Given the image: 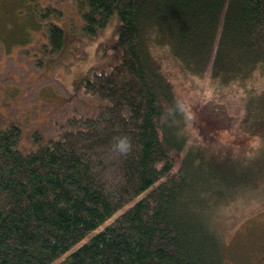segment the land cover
<instances>
[{
	"label": "trees",
	"instance_id": "trees-1",
	"mask_svg": "<svg viewBox=\"0 0 264 264\" xmlns=\"http://www.w3.org/2000/svg\"><path fill=\"white\" fill-rule=\"evenodd\" d=\"M8 1L22 20L0 14V264H227L221 216L264 204V0ZM93 41L104 61L70 93L55 71ZM171 58L218 85L207 110L241 149L199 125L191 139Z\"/></svg>",
	"mask_w": 264,
	"mask_h": 264
},
{
	"label": "rangeland",
	"instance_id": "rangeland-1",
	"mask_svg": "<svg viewBox=\"0 0 264 264\" xmlns=\"http://www.w3.org/2000/svg\"><path fill=\"white\" fill-rule=\"evenodd\" d=\"M5 1H0V14L4 13V7H9L10 9V6L6 5L8 3L10 4V1L7 0L6 4ZM1 16H3L2 20L0 19L1 21L5 19L13 25L21 19L20 16L14 15L12 11L7 15L2 14ZM0 25L2 26L1 22ZM112 29L110 26L107 27L104 35L109 37ZM39 34H41L39 31H33L30 38H37ZM15 43L10 45V50L13 54L16 52L18 45V42ZM96 45L94 41L86 45L85 51L87 52V57L81 61L71 60L68 53L62 56L61 60L65 63H72L71 69H58L55 71V75L63 81L70 93L75 91L77 83L84 77L89 68L103 63L104 60L96 56ZM165 67H169L175 75V81L181 83V90L179 92H181L182 101L185 102L187 108L191 139L193 141L200 139L201 136L198 134L196 127L199 125L201 130L202 128L205 130V134H210L216 138L221 136L225 141H230L228 144L234 141L238 144V149H241L243 147L242 144L238 141L236 142L235 138L229 132H224L227 129L228 122L221 120L219 123L220 120H217V116L207 110L208 103L213 100H219L220 90L218 85L207 77L192 78L184 72L182 73L176 61L172 58L165 63ZM255 85H258V83L256 82ZM233 87L240 88V85H233ZM223 92L233 102H236V107H239V100L233 89L227 88ZM42 95L51 100L63 97L56 93L50 86L44 88ZM250 143L251 145L256 144L254 138H252ZM250 143L248 142V144ZM248 177L250 179L253 178L250 175ZM257 201L240 205L237 210L235 209L236 213H233L235 211H231L233 213L232 216L226 213L221 216L219 232L221 233L223 244L224 260L227 264H264V204H261L259 200Z\"/></svg>",
	"mask_w": 264,
	"mask_h": 264
},
{
	"label": "clouds",
	"instance_id": "clouds-1",
	"mask_svg": "<svg viewBox=\"0 0 264 264\" xmlns=\"http://www.w3.org/2000/svg\"><path fill=\"white\" fill-rule=\"evenodd\" d=\"M115 147L122 153H127L131 150V140L127 136L118 138Z\"/></svg>",
	"mask_w": 264,
	"mask_h": 264
}]
</instances>
